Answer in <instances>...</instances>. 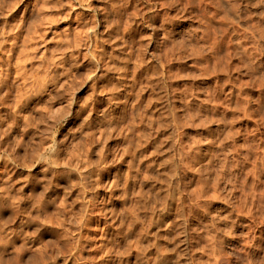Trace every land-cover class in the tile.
Instances as JSON below:
<instances>
[{
	"label": "clouds",
	"instance_id": "clouds-1",
	"mask_svg": "<svg viewBox=\"0 0 264 264\" xmlns=\"http://www.w3.org/2000/svg\"><path fill=\"white\" fill-rule=\"evenodd\" d=\"M0 264H264V0H0Z\"/></svg>",
	"mask_w": 264,
	"mask_h": 264
}]
</instances>
